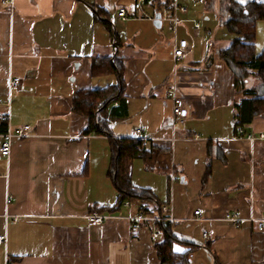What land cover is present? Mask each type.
<instances>
[{
    "label": "crops",
    "instance_id": "crops-1",
    "mask_svg": "<svg viewBox=\"0 0 264 264\" xmlns=\"http://www.w3.org/2000/svg\"><path fill=\"white\" fill-rule=\"evenodd\" d=\"M136 1L0 0V146L5 133L30 126L8 157L0 155V264H161L157 223L131 221L156 203L108 211L119 197L108 177L109 139L83 135L89 119L73 112L79 91L117 85L116 73L93 68L116 55L125 111L111 129L117 139H136L143 128L148 154L133 162L132 182L171 208L174 251H192L190 264H264V231L249 221L264 212V140L246 138L264 135V115L235 126L242 97L224 93V77L235 79L237 70L221 58L228 42L210 40L208 5L201 15L179 14L171 31L152 20L168 0L141 11ZM122 8L127 21L118 17ZM200 19L209 27L196 33ZM184 39L189 51L177 61L174 49ZM13 78L21 79L17 90ZM169 92L185 102L183 125ZM93 213L107 216L101 226H89ZM228 213L244 220L239 229L224 221Z\"/></svg>",
    "mask_w": 264,
    "mask_h": 264
},
{
    "label": "trees",
    "instance_id": "trees-1",
    "mask_svg": "<svg viewBox=\"0 0 264 264\" xmlns=\"http://www.w3.org/2000/svg\"><path fill=\"white\" fill-rule=\"evenodd\" d=\"M212 0H206L210 7ZM156 0H147L155 3ZM159 5V8L169 4ZM222 12L227 16L225 28L233 36L231 46L221 52V58L235 73V90L242 99L236 104L237 114L235 126L244 128L260 115H264V52L256 54L257 25L264 21V1L250 2L242 5L235 0H221ZM108 23V22H107ZM94 71L102 73H116L117 85L105 89H85L79 91L73 100V112L88 117L89 125L83 135L94 134L109 139L111 161L108 171L113 186L118 192L117 205L108 210L111 213L119 210L126 202L139 204L142 209L148 202L156 203L144 212L157 215L160 204L148 189L137 188L132 182L133 162L138 158L146 157L145 142L135 138L117 139L111 129V120L114 116L123 115L125 111V93L123 82V61L118 55L96 60ZM96 74V73H95ZM258 81L252 88H248V80ZM118 104L119 108L114 107ZM163 236V242L156 246L161 264H190V252L178 254L173 246L176 242L172 234V226L166 223H157Z\"/></svg>",
    "mask_w": 264,
    "mask_h": 264
},
{
    "label": "built area",
    "instance_id": "built-area-1",
    "mask_svg": "<svg viewBox=\"0 0 264 264\" xmlns=\"http://www.w3.org/2000/svg\"><path fill=\"white\" fill-rule=\"evenodd\" d=\"M9 1H3L4 5L9 4ZM147 4V0H137L136 4L134 5L135 10L141 11L144 7V5ZM188 12V9L179 4L176 0H172L167 4L166 6L160 8L157 10L156 16L160 15V21L161 22H168L169 23V29L171 31H174L175 28L182 22L179 20L178 15L179 14H186ZM156 16L152 18V20L155 21ZM118 17L122 21H127L128 20V14L127 10L125 8H122L118 12ZM194 31L196 33H201L202 32V27L200 23H194ZM189 51V41L187 39L180 40L178 41L175 49H174V57L177 61L182 60L185 58ZM21 86V79L20 78H13L10 81V87L12 89H19ZM168 97L172 100L173 102V116L174 120L178 124H185L187 118H188V112L187 108L185 105V102L183 99H181L175 92H169ZM116 107H118V104H115ZM4 122L9 121V116H5L3 118ZM30 129V126H25L22 129L17 130L16 132L8 131L2 136V143L0 146V155L2 157H8L11 153L12 149V143L15 138L17 139H22L25 137V133ZM143 133L144 130L143 128H139L135 131V136L136 139L146 141V139L143 138ZM241 135H245L243 131H240ZM246 138L250 141H256V140H264V135L256 136L253 134H247ZM173 181H177L175 177L172 178ZM196 217L199 218L201 216V212H196L195 213ZM107 216L98 214V213H93L87 216V221L90 227H95V226H101ZM224 221L232 224L235 228L239 229L241 227V224L243 223L244 220H242L238 214H225L224 216ZM131 221L136 222H143V221H151L154 223H166L168 225L173 226L175 224V218L172 215V210L168 206H162L160 208L159 214L155 216H147L145 213H140L137 217L131 218ZM250 222H253L257 224V228L259 231H264V212L263 216L260 219H250ZM160 235L159 232L154 233L153 236L156 238ZM5 243V237L0 236V246H2Z\"/></svg>",
    "mask_w": 264,
    "mask_h": 264
},
{
    "label": "rangeland",
    "instance_id": "rangeland-1",
    "mask_svg": "<svg viewBox=\"0 0 264 264\" xmlns=\"http://www.w3.org/2000/svg\"><path fill=\"white\" fill-rule=\"evenodd\" d=\"M176 1L182 6H184L185 8H187L191 14L201 15V14H204V12H206V9H207L206 7L207 4L203 0H176ZM209 8L212 9L211 12L215 15L213 17L214 19H211L209 17L211 20H213V22L211 23L213 28H210L212 31L210 40H212L213 42H217V43L218 42L220 43L228 42V46L230 47L233 41V36L228 32V30L224 26V22L226 21L227 16L222 12L221 0H212ZM114 21L116 22V18L114 19ZM200 21H201L200 25L202 29H204V27H207V26L209 27V24L204 22L205 19H200ZM263 52H264V30L259 29V31L257 32L256 54L261 55ZM222 64H225V63H222ZM227 68L228 70H230L232 74H234V70L231 67L227 65ZM234 81H235L234 75H233V79H231L230 81H229V76H228V80L227 78L224 77V85H226V88H225L226 90L224 93H227L231 96H233L236 93V90L234 91V84H233ZM254 83L257 84L258 81L249 79L247 87L252 88L254 86Z\"/></svg>",
    "mask_w": 264,
    "mask_h": 264
},
{
    "label": "water",
    "instance_id": "water-1",
    "mask_svg": "<svg viewBox=\"0 0 264 264\" xmlns=\"http://www.w3.org/2000/svg\"><path fill=\"white\" fill-rule=\"evenodd\" d=\"M160 18H161L160 15H157V16H156V19H155V24H156V25H160V24H161Z\"/></svg>",
    "mask_w": 264,
    "mask_h": 264
}]
</instances>
